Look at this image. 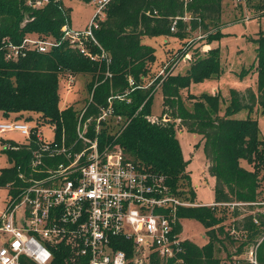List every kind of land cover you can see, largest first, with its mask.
Listing matches in <instances>:
<instances>
[{"label": "trees", "instance_id": "obj_1", "mask_svg": "<svg viewBox=\"0 0 264 264\" xmlns=\"http://www.w3.org/2000/svg\"><path fill=\"white\" fill-rule=\"evenodd\" d=\"M29 1L0 0V113L3 117L36 119L40 124H55L59 129L65 126L68 134L74 136L76 115L72 108L60 111L58 77L61 73L92 75L98 78V86L88 115L97 118L102 109L110 106L109 99L116 97L111 102L114 115L129 121L119 135L103 131L102 143L120 144L135 163L149 172L163 175L174 194L189 195L194 202L196 194L191 186L189 162L185 160L177 138L176 123H156L148 119L153 92L159 85L169 116L188 133L202 138L208 174L215 179V203L245 204L234 208L233 227L243 232L246 243L258 246L259 262L264 264V214L256 212L262 208L258 204L264 203V139L259 138L257 120L234 118L242 110L264 115V32L252 39L257 48L254 65L249 71L254 70L257 75L256 88L231 90L222 113L219 94L190 95L192 108L187 107L182 96L192 84L220 77L223 69L219 49H209L205 57H193L184 75L172 72L144 87L151 75V66L156 62V49L144 44L143 39L186 40L193 32L206 34L218 29L224 0H111L104 10L105 18L93 30L98 46L89 45L94 54L105 51L109 64L106 60L93 62L67 43L48 53L27 51L18 61H8L7 40L19 47L32 34L61 41L62 28L71 24V9L65 8L63 1L51 0L41 9L33 8ZM80 1L91 3L94 0ZM247 2L264 4V0ZM216 31L221 34L220 30ZM213 34L211 36L215 37ZM216 39L211 38L210 42ZM108 70L111 77L106 76ZM245 73L241 78L246 76ZM130 79L136 86H131ZM95 85L92 82L89 90L92 91ZM118 96L125 98L122 101L117 99ZM1 141L3 145L6 142ZM7 142L16 145L11 140ZM3 152L11 166L1 170L0 187L7 188L10 183L17 187L21 183L18 167L30 162V149L21 145L19 150L4 149ZM243 162L253 168L244 167ZM216 211L207 206L180 208L179 217L200 221L209 238L204 247L194 243L186 245L188 264H222L216 254L218 244L223 245L222 236L230 238ZM54 253L52 264H67L65 259L69 252L66 248L60 247ZM22 264L34 263L23 258Z\"/></svg>", "mask_w": 264, "mask_h": 264}, {"label": "built area", "instance_id": "obj_2", "mask_svg": "<svg viewBox=\"0 0 264 264\" xmlns=\"http://www.w3.org/2000/svg\"><path fill=\"white\" fill-rule=\"evenodd\" d=\"M50 1L30 0L29 4L41 9ZM110 1L94 0L98 9L88 28L76 31L66 25L61 41L28 36L19 47L7 40V60L16 62L27 51L48 53L67 43L89 60L109 64L105 51L94 54L89 45L98 46L93 30ZM71 87L69 81L67 95ZM112 99L97 118L88 115V107L78 114L74 136L65 126L59 129L36 119L0 123V140L6 134L24 138L23 142L10 139L16 145L5 140L4 149L19 150L25 145L31 153L30 162L18 167L21 183L7 186L10 197L0 220V264H22L23 258L34 264H52L60 247L69 252L67 264L189 263L186 245L193 242L184 235L178 213L180 208L206 206L174 194L163 175L135 163L120 144L102 143L103 127L114 116ZM44 127L51 129L52 138ZM244 205L207 207L234 210ZM258 205L264 207V203ZM231 231L240 232L234 227ZM247 262L260 264L258 246L251 248Z\"/></svg>", "mask_w": 264, "mask_h": 264}, {"label": "rangeland", "instance_id": "obj_3", "mask_svg": "<svg viewBox=\"0 0 264 264\" xmlns=\"http://www.w3.org/2000/svg\"><path fill=\"white\" fill-rule=\"evenodd\" d=\"M65 8L71 9V28L76 31H84L88 28L97 12V4L95 2L85 3L80 0H62ZM98 1V0H97ZM264 4H250L247 0H224L223 13L218 29H213L206 34L200 31L193 32L186 40L166 37H145L144 44L152 46L156 49V62L151 66V75L145 81L144 87L153 85L158 79H164L169 73L174 72L175 75H184L188 69L193 57H205L209 49H219L221 57V66L223 69L220 77L206 80L202 83H194L188 90L182 92L183 99L188 108L192 105L188 99L192 96L215 95L219 94L222 98L221 108L224 113L225 108L230 99L231 90L244 91L249 87L256 88L257 75L254 70L249 71L254 65L256 58L257 45L252 39L258 38L260 33L264 32ZM105 15L99 17L98 22L102 21ZM220 30L221 34L217 31ZM215 31L217 33H215ZM214 32V34H213ZM216 34V40L210 42L211 35ZM221 35V36H220ZM30 36H36L34 34ZM39 36V35H38ZM220 37V38H219ZM246 70V73L244 72ZM249 71V72H248ZM245 73L246 76L241 78ZM61 73L58 77V93L60 96V111L72 108L76 117L84 109L90 106L95 88L98 86V78H93L92 75H72ZM107 77H111L110 72L106 73ZM69 81H72L70 95L65 92V86ZM94 82L96 85L92 91L89 90V85ZM131 86H136L130 79ZM125 97H118L122 100ZM116 98H113L115 100ZM130 103V102H129ZM66 107V109H65ZM65 109V110H64ZM168 109L163 103V94L158 87L153 92V106L149 121L156 123H176L177 138L180 141L183 154L189 162L188 172L191 174V186L196 194L194 203L210 206L215 203V182L208 174L207 160L204 154L202 138L199 135L188 133L178 121H175L169 116ZM26 114L25 116H29ZM34 115V114H31ZM35 118L38 116L35 115ZM251 117L259 123V138L264 139V115L260 112L249 113L247 110H242L234 115L236 119H247ZM15 116L8 119H14ZM26 118H21L19 121L24 123ZM6 120L0 113V122ZM30 122V121H27ZM32 122H36L33 120ZM30 122V123H32ZM64 122V119L61 120ZM129 121L123 116H113L105 127L106 133L119 135L123 132ZM45 134L49 138L53 137L51 129L43 128ZM106 136V135H104ZM2 139L10 141L14 139L17 142H23L24 138L17 134H6ZM5 145V144H4ZM4 145L0 141V173L2 169L9 168L11 163L4 154ZM243 166L249 169L246 162ZM189 187V184H187ZM9 190L0 187V220L1 215L7 207L9 201ZM184 199L190 200V196H181ZM191 201V200H190ZM216 213L222 219L221 226H224L225 231L229 233V238L222 236L223 245L218 244L219 251L216 253L222 264H247L248 253L253 247L252 243H246L247 239L243 233L233 234V210L229 207L219 206L216 208ZM244 212L247 210L242 209ZM256 212L264 214V207L257 209ZM184 235L188 237L194 244L199 247H204L209 243L207 229L198 220L185 218L181 220ZM232 240L234 242H232Z\"/></svg>", "mask_w": 264, "mask_h": 264}, {"label": "crops", "instance_id": "obj_4", "mask_svg": "<svg viewBox=\"0 0 264 264\" xmlns=\"http://www.w3.org/2000/svg\"><path fill=\"white\" fill-rule=\"evenodd\" d=\"M3 116V115H2ZM3 118H5V117H3ZM5 119H7V118H5ZM4 121V120H3ZM2 122V121H1ZM0 122V123H1ZM1 141V140H0ZM1 143H2V141H1ZM184 158H185V156H184ZM185 160L187 161V159L185 158ZM207 169H208V165H207ZM213 180H214V182H215V179L213 178V177H211Z\"/></svg>", "mask_w": 264, "mask_h": 264}]
</instances>
